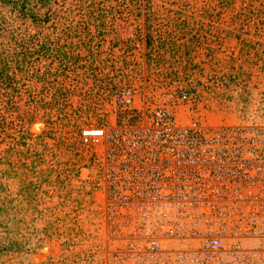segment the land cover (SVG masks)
Instances as JSON below:
<instances>
[{
	"label": "rangeland",
	"instance_id": "rangeland-1",
	"mask_svg": "<svg viewBox=\"0 0 264 264\" xmlns=\"http://www.w3.org/2000/svg\"><path fill=\"white\" fill-rule=\"evenodd\" d=\"M141 39L197 94L179 136L264 140V0H0V264H264V239L217 217L226 246L208 262L201 247L179 254L173 225L87 222L72 149L95 114L80 59Z\"/></svg>",
	"mask_w": 264,
	"mask_h": 264
},
{
	"label": "built area",
	"instance_id": "built-area-1",
	"mask_svg": "<svg viewBox=\"0 0 264 264\" xmlns=\"http://www.w3.org/2000/svg\"><path fill=\"white\" fill-rule=\"evenodd\" d=\"M116 48L100 44L80 59L78 94L95 114L78 150L82 192L92 196L87 222L104 213L108 224L173 225L179 254L191 261L198 247L208 262L226 246L214 217L237 227L234 236L264 239V140L179 136L188 126L181 104L197 94L167 73V61L151 66L143 39L120 55Z\"/></svg>",
	"mask_w": 264,
	"mask_h": 264
},
{
	"label": "trees",
	"instance_id": "trees-1",
	"mask_svg": "<svg viewBox=\"0 0 264 264\" xmlns=\"http://www.w3.org/2000/svg\"><path fill=\"white\" fill-rule=\"evenodd\" d=\"M72 151H74L76 154H75V160L74 161H77L76 163H74L73 164V166H76L77 167V170H79V167H80V165H81V163H82V160H83V157H82V154L79 152V151H77L76 152V149L75 148H73L72 149ZM70 165H72V164H70Z\"/></svg>",
	"mask_w": 264,
	"mask_h": 264
}]
</instances>
